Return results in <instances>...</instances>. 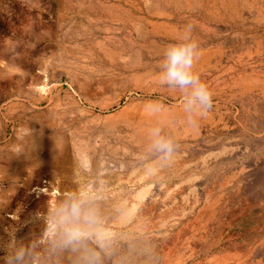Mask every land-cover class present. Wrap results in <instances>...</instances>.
Wrapping results in <instances>:
<instances>
[{"label":"rangeland","instance_id":"1","mask_svg":"<svg viewBox=\"0 0 264 264\" xmlns=\"http://www.w3.org/2000/svg\"><path fill=\"white\" fill-rule=\"evenodd\" d=\"M188 24L205 117L159 83ZM154 128L172 157L152 148ZM20 253L264 264V0H0V264Z\"/></svg>","mask_w":264,"mask_h":264},{"label":"clouds","instance_id":"2","mask_svg":"<svg viewBox=\"0 0 264 264\" xmlns=\"http://www.w3.org/2000/svg\"><path fill=\"white\" fill-rule=\"evenodd\" d=\"M191 24L185 25L182 32L176 37V41L167 46L159 73V83L170 88L179 89L182 93L181 101L184 111L195 117H205L213 107V93L208 85L193 70L194 62L199 56V45L193 37ZM159 102H153L152 111L160 107ZM195 122V121H194ZM152 148L167 157L175 153L173 142L161 135L159 128L151 130ZM71 215L79 223L84 210L78 204H72ZM83 223L88 225L92 221L84 215ZM84 228L72 227L68 230V243L79 242L83 239ZM23 253L15 258V264H21Z\"/></svg>","mask_w":264,"mask_h":264},{"label":"bare ground","instance_id":"3","mask_svg":"<svg viewBox=\"0 0 264 264\" xmlns=\"http://www.w3.org/2000/svg\"><path fill=\"white\" fill-rule=\"evenodd\" d=\"M148 113H149V112H148ZM144 115H145V114H144ZM163 115H164V113H163ZM163 115H161V116H163ZM165 116H166V115H164V117H165ZM147 117H148V116H147ZM150 117H151V116H150ZM153 118H155V117H152L151 119H153ZM156 118H157V117H156ZM149 119H150V118H147L146 120H149ZM165 119H166V117H165ZM165 119H164V120H165ZM140 121H141V120H140ZM161 121H162V120H161ZM137 125H138V124H137ZM139 125H140V124H139ZM138 127H139V126H138ZM141 129H142V128H141ZM144 129H145V128H144ZM139 131H140V130H139ZM148 132H149V131H148ZM137 133H138V132H137ZM139 135H140V134H139ZM140 136H141V135H140ZM138 137H139V136H138ZM150 137H151V136H150ZM141 138H142V137H141ZM141 138L139 137V139H141ZM142 139H143V138H142ZM147 139H148V138H147ZM149 139H150V138H149ZM149 139H148V140H149ZM151 140H152V139H151ZM139 142H140V141H139ZM145 143H147V142H145ZM150 143H152V142H150ZM133 217H134V216H133ZM127 218H129V217H127ZM130 219H131V218H130ZM127 222H128V221H127ZM137 243H139V242H137ZM135 250H137V249H135ZM128 251H131V250H128ZM127 253H128V252H127ZM130 254H131V253H130ZM128 255H129V254H128ZM128 255H127V256H128ZM127 256H126V257H127ZM122 257H123V256H122ZM124 257H125V256H124ZM129 257H130V255H129ZM131 257H132V256H131ZM132 258H133V257H132ZM123 260H124V259H123ZM130 260H131V259H130ZM130 260H129V261H130ZM126 262H127V261H126Z\"/></svg>","mask_w":264,"mask_h":264}]
</instances>
